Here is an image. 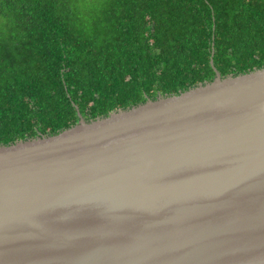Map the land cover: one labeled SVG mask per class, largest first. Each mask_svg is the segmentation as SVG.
Here are the masks:
<instances>
[{"label": "water", "instance_id": "1", "mask_svg": "<svg viewBox=\"0 0 264 264\" xmlns=\"http://www.w3.org/2000/svg\"><path fill=\"white\" fill-rule=\"evenodd\" d=\"M0 146V264H264V68Z\"/></svg>", "mask_w": 264, "mask_h": 264}, {"label": "trees", "instance_id": "2", "mask_svg": "<svg viewBox=\"0 0 264 264\" xmlns=\"http://www.w3.org/2000/svg\"><path fill=\"white\" fill-rule=\"evenodd\" d=\"M264 68V0H0V146Z\"/></svg>", "mask_w": 264, "mask_h": 264}]
</instances>
